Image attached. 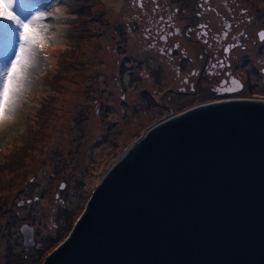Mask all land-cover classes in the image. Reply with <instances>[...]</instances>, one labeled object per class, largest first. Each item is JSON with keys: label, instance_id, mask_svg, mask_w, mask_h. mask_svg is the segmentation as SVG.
<instances>
[{"label": "rangeland", "instance_id": "374dc122", "mask_svg": "<svg viewBox=\"0 0 264 264\" xmlns=\"http://www.w3.org/2000/svg\"><path fill=\"white\" fill-rule=\"evenodd\" d=\"M235 2L240 5L229 7L239 22L241 7L250 11L253 30L264 29V0ZM157 3L163 10L166 3ZM151 9L145 2L139 13ZM16 11L25 18L44 12L54 42L36 57L14 120L0 133V264H42L109 167L165 112L153 106L173 88L174 72L164 56L140 52L150 41L138 38L133 0H20ZM8 31L0 36V59L11 56ZM243 46L236 64L242 81L260 83L264 43ZM197 54L190 46L194 68ZM253 97L263 99L264 90ZM23 225L33 230L34 246H23Z\"/></svg>", "mask_w": 264, "mask_h": 264}, {"label": "water", "instance_id": "95a60500", "mask_svg": "<svg viewBox=\"0 0 264 264\" xmlns=\"http://www.w3.org/2000/svg\"><path fill=\"white\" fill-rule=\"evenodd\" d=\"M120 156L42 264H264V99L171 116Z\"/></svg>", "mask_w": 264, "mask_h": 264}, {"label": "flooded vegetation", "instance_id": "af4514ba", "mask_svg": "<svg viewBox=\"0 0 264 264\" xmlns=\"http://www.w3.org/2000/svg\"><path fill=\"white\" fill-rule=\"evenodd\" d=\"M159 0H157L158 2ZM165 2L163 10L159 7V11H154L155 5L151 0H144L153 4V9L147 12V16H141L139 12L141 9L138 6L136 8V21L134 26L138 38L148 39L150 42L143 49H139L141 53L149 52L154 57L156 54L160 55L159 49L162 47H171L172 44H179L178 50H173L171 55H163L164 59H167L172 64L173 74V88H169L165 91V94H160V102L153 106L157 110H161L164 113L147 124L146 128L150 125L159 123L166 120L171 116L181 114L184 111L191 110L195 107L204 106L205 104L216 103L226 100H263L253 97L259 90H264V77L260 79V83L255 80L253 83L248 80L242 81L241 69L237 67L238 63V48H232L226 56L223 49L229 47L232 44H240L243 48L244 43L253 42V40L259 39L257 33L260 30H253L252 22H248V18L245 17L240 22L233 14V10L229 7L232 3L233 7H237L240 4L235 2L236 0H209V4L204 9L199 5L202 0H161ZM211 8L212 11H207V8ZM243 8H239L241 12ZM178 10V11H177ZM200 13V15H198ZM247 13L251 18V13L247 9ZM165 14V15H163ZM170 15L175 17L174 26L181 30L179 36H173L169 39L167 45H163L159 41V37L155 40L149 36L145 29L151 27L153 34L157 31V23L160 18L167 19ZM252 20V18H251ZM226 22L232 24L231 31L229 32L228 39H222L223 25ZM245 22V23H244ZM206 24L208 32V43L205 44L201 39L197 38V32L201 31L199 25ZM191 29V31H188ZM244 32V36H240L239 33ZM193 35V36H192ZM191 36V37H190ZM235 38V39H234ZM155 43L156 48H150L149 45ZM190 46H194L200 54L195 56V62L198 67L194 68L190 66L191 61L188 55ZM188 52V53H187ZM184 53V55H181ZM218 60H225L227 65L224 68H215L211 66L216 64ZM145 61V60H144ZM144 61L140 60L141 64ZM148 61H151L150 59ZM152 62V61H151ZM155 73L157 69L155 70ZM193 71L199 73L198 76L191 75ZM212 73L209 75V73ZM264 74V69L262 70ZM147 77V73L145 74ZM145 78V79H146ZM231 78L238 79L243 84V89L234 93H228L227 89L231 87ZM144 79V82L146 81ZM186 81V82H185ZM155 83L157 81H154ZM154 83V84H155ZM193 87L195 90H193Z\"/></svg>", "mask_w": 264, "mask_h": 264}, {"label": "snow or ice", "instance_id": "6c2138e0", "mask_svg": "<svg viewBox=\"0 0 264 264\" xmlns=\"http://www.w3.org/2000/svg\"><path fill=\"white\" fill-rule=\"evenodd\" d=\"M155 5L154 11H159V4L157 0H151ZM20 0H0V21L9 22L15 26V39L12 43V54L7 59H0V133L13 122V113L16 110L17 102L20 100L25 85L27 83L29 69L33 66L36 57L39 54L46 53V49L54 39H50L47 33L52 31L45 22L49 19L44 12L34 11L27 18L16 11L17 4ZM209 4V0H202L199 5L204 9ZM133 5L138 6L141 11H144V0H133ZM207 11H212L209 7ZM178 11V10H177ZM242 15L248 18L251 23V18L246 9L241 10ZM200 15V13H198ZM175 17L170 15L167 19L161 17L157 23V31L153 34L151 27L145 29V32L152 37L153 40L159 37V41L163 45H167L168 41L173 36H179L181 30L174 26ZM207 25L201 24L199 28L201 31L197 32V38L201 39L203 43H208ZM232 24L226 22L223 25L222 39L227 40ZM188 31H191L189 29ZM244 36V32L239 33ZM257 37L261 43H264V30L257 33ZM235 39V38H234ZM240 44H232L223 49L225 55L231 51L232 48L241 47ZM150 48H156L155 43L149 45ZM179 44H172L171 47H162L159 49L160 54L171 55L173 50H178ZM184 55V53H181ZM44 60H48V56L43 55ZM230 67L225 60H218L216 64L211 67L213 69L219 67ZM191 75L198 76L199 73L193 71ZM212 73L210 72L209 75ZM186 82V81H185ZM231 87L227 89L228 93H234L243 89V84L235 78H231ZM193 90L195 88L193 87ZM61 189L65 186L60 185ZM22 232H30V229H23ZM28 243H31V236L26 237Z\"/></svg>", "mask_w": 264, "mask_h": 264}, {"label": "bare ground", "instance_id": "6f19581e", "mask_svg": "<svg viewBox=\"0 0 264 264\" xmlns=\"http://www.w3.org/2000/svg\"><path fill=\"white\" fill-rule=\"evenodd\" d=\"M8 37H10L11 35V31H8V33L6 34Z\"/></svg>", "mask_w": 264, "mask_h": 264}]
</instances>
